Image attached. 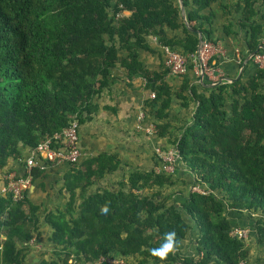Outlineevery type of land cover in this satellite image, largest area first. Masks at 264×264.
<instances>
[{"label":"trees","instance_id":"16d2710c","mask_svg":"<svg viewBox=\"0 0 264 264\" xmlns=\"http://www.w3.org/2000/svg\"><path fill=\"white\" fill-rule=\"evenodd\" d=\"M181 3L185 22L206 42L218 43L210 29L212 8L218 5L223 15H235L250 54L264 53V0ZM185 22L178 0H0L2 188L7 186L5 177L14 173L8 168L11 162L24 169L16 178L26 176L24 150L61 134L74 118L79 124L91 118L93 101L111 87L117 66L125 81L140 76L154 93L150 108L153 114L159 105L154 113L156 134L169 135L162 121L171 102L165 83L170 72L165 67L162 72L144 71L139 52L148 51V38H155L161 48L186 57L192 71L189 56L197 52L199 40ZM178 31L181 38L169 37V32ZM224 32L231 33L230 23ZM182 78L177 96L185 108L192 100L195 109L191 124L179 136H169V143L194 176V187L204 192L190 191L182 204L199 229L201 257L182 258L176 250L164 264H249L250 250L243 239L231 235L224 211L255 214V236L264 244V70L256 68L247 81L221 83L203 94L187 75ZM117 165L113 158L101 156L74 168L71 190L80 189L82 201L75 208L71 199L64 213L48 216L51 252L39 264H161L150 250L160 247L164 234L172 230L178 249L189 227L161 192L174 185L171 175L133 173L117 191L83 196ZM30 175L32 183L42 175L39 164ZM155 189L151 196L139 193ZM105 205L108 213L102 214ZM37 212L27 192L16 201L12 193L0 192V264H28Z\"/></svg>","mask_w":264,"mask_h":264},{"label":"crops","instance_id":"0c3cea01","mask_svg":"<svg viewBox=\"0 0 264 264\" xmlns=\"http://www.w3.org/2000/svg\"><path fill=\"white\" fill-rule=\"evenodd\" d=\"M222 2L226 4L230 0H222ZM212 11L215 18L210 27L212 30L211 38L218 39L217 44L221 48V51L213 56H216L212 62L215 65L213 68L215 76L222 84H231L238 80L247 81L255 74L258 67L251 59L252 53L250 54L247 48L246 34L236 25V21H234L236 17L233 13H231V17L223 15L218 5L213 6ZM229 23L231 24V33L227 35L224 32V27ZM185 25L190 27L187 23ZM168 34L169 37H182L181 31L169 32ZM147 43L149 50L139 52L142 69L147 72H162L164 70L162 48L155 38H148ZM262 44L264 46V41ZM124 55V53L121 54V56ZM186 75L198 94L205 93V90L213 86L209 80H200L191 71H187ZM112 78L114 82L111 87L104 90L93 101L95 108L91 118L79 124L77 134L81 156L78 164L72 167L66 163L45 164L38 162L42 169V175L31 184L27 191L28 200L34 207L38 208L37 216L39 218L38 230L34 236L29 259L33 253L46 257L51 252L48 242L51 236V227L47 223L48 216L58 212L64 213L71 199L75 208L81 203V190H71L75 169L101 156L113 158L118 163L117 168L112 172H105L102 177L95 180L83 196L87 197L102 191H117L118 185L123 182L126 183L133 173L163 172V164L157 159L156 150L172 149L169 136H179L182 130L191 124L195 104L189 100L188 107L185 108L182 105L183 101L177 96L182 85V77L169 73L165 78V83L171 90V102L165 111L167 117L162 121L168 126L169 135L165 138H161L157 134L149 135L147 133L150 127H154V113L159 105L151 114V91L146 88L143 79L138 76L130 82L125 81L124 71L120 66L112 71ZM202 82L208 84L201 85ZM29 152L30 150L23 152L25 161L29 157ZM8 168L12 169L15 174H22L24 171L14 162H11ZM170 175L174 185L163 188L161 192L169 197L168 204L176 207L189 227L186 237L179 244L177 253L182 258L198 259L201 257L198 245L199 229L194 219L182 207L187 194L195 186L194 176L180 161L176 162ZM1 178L2 175L0 174ZM0 188L2 190L1 184ZM127 191L128 186L124 189V192L127 193ZM155 191L157 189L141 190L139 193L142 196H151ZM224 212L231 224L232 232L242 231L246 233L243 240L251 250L249 264H264L262 257L264 244H260L259 239L255 236V214L249 216L247 213L244 216H238L228 208ZM28 264H30L29 261Z\"/></svg>","mask_w":264,"mask_h":264},{"label":"built area","instance_id":"2783aa9c","mask_svg":"<svg viewBox=\"0 0 264 264\" xmlns=\"http://www.w3.org/2000/svg\"><path fill=\"white\" fill-rule=\"evenodd\" d=\"M164 54V67L169 70L170 74L183 77L186 75L187 58L179 53L171 51L169 48H162ZM221 51L219 45H212L209 42L203 41L201 47L194 55L189 56V63L192 65V73L200 80L207 79L211 84L215 85L221 81L215 76L214 69L210 66L211 58ZM252 61L258 68L264 70V53L253 54ZM188 63V64H189ZM150 98H155L154 93H151ZM78 128L79 122L73 119L68 128L64 129L61 134L55 135L52 138H46L35 149L30 150L29 157L25 161V169L27 174L25 177L16 178L15 173H11L5 177L7 186L2 188L0 192L12 193L13 199H20L31 187L32 177L30 171L37 167L38 162L45 164H68L72 167L78 164L81 153L78 147ZM149 135H156L154 127L147 130ZM157 159L163 164V172L171 174L175 164L179 161L177 151L172 148L169 150L157 149ZM192 192L204 193L198 187H193ZM232 236L243 239L245 232L233 231ZM108 264H124L122 261L107 260Z\"/></svg>","mask_w":264,"mask_h":264},{"label":"clouds","instance_id":"9594fccd","mask_svg":"<svg viewBox=\"0 0 264 264\" xmlns=\"http://www.w3.org/2000/svg\"><path fill=\"white\" fill-rule=\"evenodd\" d=\"M102 214L108 213L107 205L101 208ZM178 245L177 233L172 230L164 234L163 243L158 248H153L150 250L151 256L161 261V264L167 260L170 254H175Z\"/></svg>","mask_w":264,"mask_h":264},{"label":"water","instance_id":"95a60500","mask_svg":"<svg viewBox=\"0 0 264 264\" xmlns=\"http://www.w3.org/2000/svg\"><path fill=\"white\" fill-rule=\"evenodd\" d=\"M178 1H179V3H180L181 17H182L183 21H185V12H184V8H183V6H182L181 0H178ZM189 30H190L191 32H195V33H196V35H197V37H198V40H199V47H198V50H199L200 47H201V45H202V43H203V41H205V40L203 39L201 32L194 31V30L191 29L190 27H189ZM251 56H253V54H252ZM220 84H221V83H217L216 85L218 86V85H220ZM213 86H215V85H213Z\"/></svg>","mask_w":264,"mask_h":264},{"label":"rangeland","instance_id":"374dc122","mask_svg":"<svg viewBox=\"0 0 264 264\" xmlns=\"http://www.w3.org/2000/svg\"><path fill=\"white\" fill-rule=\"evenodd\" d=\"M245 236H246V233H245ZM244 236V237H245ZM256 247V246H255ZM250 252V256H251V250L249 251ZM256 257V256H255ZM263 258H264V252H263V256H262ZM42 257L39 255V254H32V256H31V258L29 259V263L30 264H38V261L41 259ZM250 259V258H249Z\"/></svg>","mask_w":264,"mask_h":264}]
</instances>
